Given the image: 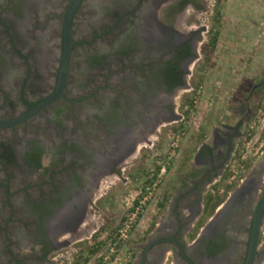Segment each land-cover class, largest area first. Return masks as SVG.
<instances>
[{"label": "flooded vegetation", "instance_id": "flooded-vegetation-1", "mask_svg": "<svg viewBox=\"0 0 264 264\" xmlns=\"http://www.w3.org/2000/svg\"><path fill=\"white\" fill-rule=\"evenodd\" d=\"M100 1L81 0L73 12L63 97L21 123L0 126V264L41 263L57 248L61 215L86 207L84 198L109 160L131 153L159 115L174 112L177 125L185 118L186 109L174 110V98L188 87L185 75L200 34L182 35L176 25L190 0L182 6L170 0L159 13L155 0ZM68 2L0 0V120L22 115L53 93L61 31L57 49L51 37H38L41 51L50 50L48 61L31 56L26 50L36 16L30 6L42 13L57 5L53 16L61 19ZM45 22L33 28L42 34ZM216 144L199 145L191 160L196 178H176L177 191L157 199L149 230L134 239L129 264L246 263L255 207L264 194V154L232 179L223 196L214 184L231 155L213 165ZM260 216L252 264H264V206Z\"/></svg>", "mask_w": 264, "mask_h": 264}, {"label": "rangeland", "instance_id": "rangeland-1", "mask_svg": "<svg viewBox=\"0 0 264 264\" xmlns=\"http://www.w3.org/2000/svg\"><path fill=\"white\" fill-rule=\"evenodd\" d=\"M155 1L159 13V9L170 0ZM30 8L34 9L36 18H31V49L26 51L46 62L50 50L41 51L39 36L51 37L56 42L52 48L57 49L61 19L53 14H59V11H55L58 6L44 9L42 13L32 6ZM217 10L220 12L218 20L215 14ZM44 21L46 30L40 34L33 26L37 22L43 24ZM176 28L182 35L198 32L200 35L194 49L197 56L190 62V72L185 75L188 87L179 90V95L174 98V110L182 113L184 109L188 111L193 108L194 113L184 114V120H190V125L181 139L178 151L165 164L166 172L160 174L157 167L167 162L164 156L169 141L173 132L181 127L177 125L179 115L174 112L173 117L159 115L154 127L138 138L126 157L123 152L109 160L111 166L103 171L90 193L92 195L84 198L87 201L86 207L74 206L61 215L56 224L61 229L57 235L59 243L56 250L49 253L46 259H41V263L32 258L34 264H52L54 260L55 264H68V260L73 262L81 259L89 251L88 242L102 235L108 237L133 206L141 186L149 183L153 176L159 175L160 180L153 197L146 202L141 218L120 250L119 255L125 259V264H129L128 260L133 256L131 246L135 243L134 239L149 230V218L156 210V201H159L163 191H177L176 178L182 180V176L197 177L199 171L193 169L191 160L200 144L212 145L213 141L218 143L214 146V154L217 156L213 165H218V159L224 153L231 155L229 162L225 159V170L214 184L217 192L223 193V196L226 194L224 191L233 185L232 179L247 172L253 160L264 154L263 130L259 126L258 130L251 132L249 127L264 106V0H190L179 15ZM215 31H218L217 42L215 48L209 50V37ZM195 93H199L197 97ZM191 100L192 105L189 102ZM248 133L251 134L245 141L244 137ZM228 134L234 135L225 141ZM199 156L204 158L203 154ZM94 230L97 231L94 237L87 239ZM262 239L264 241V235Z\"/></svg>", "mask_w": 264, "mask_h": 264}, {"label": "built area", "instance_id": "built-area-1", "mask_svg": "<svg viewBox=\"0 0 264 264\" xmlns=\"http://www.w3.org/2000/svg\"><path fill=\"white\" fill-rule=\"evenodd\" d=\"M195 94L197 97L199 93ZM193 102L196 103V100L194 99ZM192 109L193 108H189L187 113L190 112L193 115L194 112ZM184 119L182 120L181 127L172 134L164 156V161L167 162L158 169L160 174L165 172V164H167L168 160H170L178 151L181 139L190 125V120L185 121ZM259 126L264 133V106L260 108L259 114L252 120L249 127L251 132H253L256 131ZM250 134L251 133H248L247 136L244 137L245 141L249 138ZM161 162L162 161H160V163ZM158 177L159 175H156V177L153 176L149 183L141 186L133 206L123 215L118 226L108 235V237L102 235L96 239L94 238L93 241H89V251L87 250L85 255L77 261L72 262L68 260V264H125V259H122L119 255L120 250L130 236L131 231L140 218L139 216H141L140 214L143 213L146 202H148L155 193L160 180Z\"/></svg>", "mask_w": 264, "mask_h": 264}, {"label": "water", "instance_id": "water-1", "mask_svg": "<svg viewBox=\"0 0 264 264\" xmlns=\"http://www.w3.org/2000/svg\"><path fill=\"white\" fill-rule=\"evenodd\" d=\"M81 0H69L67 3L66 8L62 13L61 18V41H62V52H61V59H60V66L57 74V82L56 87L52 94L46 96L38 103L33 106H28V110L23 113L22 115L8 119V120H0V126H13L18 123H21L34 114H36L41 108H43L46 104L53 101L58 97H63V91L65 87V82L68 75V69L70 65V57H71V19L74 10L78 6ZM255 88V86L253 87ZM253 90V89H252ZM251 94V93H250ZM264 206V194L261 196L257 205L255 207L254 215H253V228H252V235H251V245L248 252V257L245 264H252L254 254H255V246L256 240L258 235V230L261 222V209Z\"/></svg>", "mask_w": 264, "mask_h": 264}, {"label": "trees", "instance_id": "trees-1", "mask_svg": "<svg viewBox=\"0 0 264 264\" xmlns=\"http://www.w3.org/2000/svg\"><path fill=\"white\" fill-rule=\"evenodd\" d=\"M187 1H183V0H180L179 2H178V4L180 5V6H182V5H184L185 3H186ZM177 4V5H178ZM176 5H174V6H171V7H175ZM170 7V8H171ZM216 18H217V20H218V18L220 17V12H219V10H217L216 11ZM217 22V21H216ZM217 36H218V31H215V33H212V35H210V37H209V43H208V46H209V50H213L214 48H215V45H216V42H217ZM190 102V104L192 105V100L191 101H189ZM158 169H159V167H157V171H158ZM47 252L48 251H45V254H47Z\"/></svg>", "mask_w": 264, "mask_h": 264}, {"label": "crops", "instance_id": "crops-1", "mask_svg": "<svg viewBox=\"0 0 264 264\" xmlns=\"http://www.w3.org/2000/svg\"><path fill=\"white\" fill-rule=\"evenodd\" d=\"M226 94H229V93H226ZM256 130H258V128L256 129ZM251 140V139H250ZM258 140V139H257ZM208 145V144H207ZM210 146V145H209Z\"/></svg>", "mask_w": 264, "mask_h": 264}]
</instances>
